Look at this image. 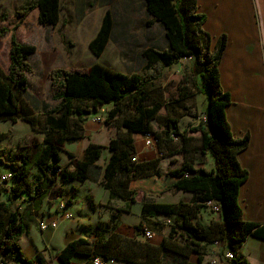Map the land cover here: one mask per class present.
Listing matches in <instances>:
<instances>
[{
  "label": "trees",
  "instance_id": "16d2710c",
  "mask_svg": "<svg viewBox=\"0 0 264 264\" xmlns=\"http://www.w3.org/2000/svg\"><path fill=\"white\" fill-rule=\"evenodd\" d=\"M145 11L149 15L146 25L159 23L164 30L167 45L164 49L146 47L141 51L144 64L131 73H121L103 64L93 63L85 70L52 69L48 77L56 92L52 95L56 104L43 111L44 128L41 143L35 144V155L30 152H18L9 156L4 166L12 174L13 182L9 187L10 197L26 194L37 199L45 198L50 192L55 178L63 180L84 181L89 173L97 171L96 162L101 156L104 146L89 142L84 150L82 159H77L68 153L69 165L60 166V151L64 143H74L83 138V124L92 111L98 107L111 104L107 113V123L125 105L133 110L132 118L121 120L124 132H118L115 138L108 142L110 156L103 168L101 185L109 192L111 199L117 198L126 204L133 203L134 193L141 191L148 194H158L165 191L189 192L194 196L196 209L190 212L189 204L183 201L177 203L142 202L140 214L151 217L155 214L173 215L175 224L167 237L158 245L144 244L146 249L136 258L130 253L127 258L115 255V244L97 241L90 244L87 239L77 238L69 241L58 252L60 264H71L74 254H87L89 259L84 264H90L93 247H103L101 258L121 259L135 264H161L162 252H175L172 241L174 228L180 230L185 242L181 249L196 250V247L209 244L217 239H226L231 250L238 252L247 236L264 239V224L247 221L243 218L239 204V188L248 176L246 169L241 167L237 155L246 148L249 134L235 138L231 132L226 117V107L231 104V96L220 83L219 64L227 43V35L221 33L213 41L211 34L204 28L207 15L199 10L197 0H144ZM37 9V20L42 26H54L59 19L60 0H27L17 14L23 19L31 10ZM3 15V14H2ZM112 30V16L105 11L99 29L88 43L91 53L98 57L104 50ZM4 29L0 30V35ZM35 46L21 43L11 36L9 48V65L7 73L0 71V121L15 122L17 118L27 121L36 131L34 112L21 115L17 96L28 89L27 74L31 72L29 57L35 52ZM183 58L193 60V73L201 78V86L194 87L205 94L207 101L204 110V122H200L192 131L200 133V153L209 152L214 158V168L209 172L194 174L190 162L172 170L160 172L158 160L132 161L135 146L132 134L153 133L156 139L158 153L162 157L178 154L174 144L179 140H188L183 132L173 127H166L160 133L152 131V121L158 117L161 104L154 101L146 106L150 99L149 91L154 82L160 79L164 68L171 67ZM2 135V133L0 134ZM186 140V141H187ZM3 154L0 149V155ZM3 162V159L0 158ZM35 168L40 176L34 182L29 180L30 171ZM59 168L57 175H51L50 170ZM188 172V174H187ZM6 189L0 186V260L3 263L16 264H46L41 254L36 259L21 257L19 240L25 231L22 216L11 206L10 202L1 199ZM207 201H217L221 205V221L204 224L199 210ZM117 214L128 212V208H115ZM115 217V216H114ZM195 218V222L192 218ZM99 242V243H98ZM138 243V242H137ZM202 244V245H201ZM128 246H130L128 244ZM152 250L154 255L148 251ZM132 256V258H131ZM160 256V257H159ZM100 257V256H99ZM239 258V257H238ZM184 264H201L184 262ZM237 264H247L239 258Z\"/></svg>",
  "mask_w": 264,
  "mask_h": 264
},
{
  "label": "crops",
  "instance_id": "0c3cea01",
  "mask_svg": "<svg viewBox=\"0 0 264 264\" xmlns=\"http://www.w3.org/2000/svg\"><path fill=\"white\" fill-rule=\"evenodd\" d=\"M26 1L22 0L20 4ZM65 2V6H81V9H83V6L91 4L92 0H65ZM243 2L246 6H243L241 0H234L233 3L236 6H227L226 9H223V6L215 4L219 11V17H224H220L223 21L221 24L213 23V25H209L210 22L207 16L204 28L211 34L213 41L221 33L227 35V43L219 64L221 86L231 96V104L225 109L226 117L235 138H241L246 133L249 134L246 148L237 155L241 167L248 172L247 179L239 188V204L245 220L264 224V0H253L252 6H247V4L249 5V0H243ZM197 3L199 10L202 11V6H205L203 0H197ZM96 4V6H103L102 10L97 8L101 12V17H103L105 11H110L112 28L118 24L117 19L122 21L119 22L120 26L130 24L131 0H97ZM142 5L145 10L144 0H142ZM111 6L114 8H110ZM205 7L208 8V6ZM144 13L147 19H149L147 12ZM225 23L228 24L226 25ZM109 41L110 37L103 52L98 57L104 54ZM140 57L142 58L141 55ZM186 59L190 58L181 59L180 61ZM112 61L114 66L121 67V69L113 70L121 73L137 71L144 64L143 58L142 62L140 61L139 63L135 61L134 64H131V60L124 62L121 60L118 52L113 55ZM91 117H94L92 112L84 120L83 138L74 143H64L63 150L60 151L58 164L60 166L69 165V169H71L72 166L69 164L70 158L67 154L71 153L75 158L82 159L86 146L89 142H92L104 146L101 156L95 164L96 168L99 169L90 172L89 177L82 182L76 180L65 181L60 176H57L50 192L45 198L37 199L32 197L30 198L31 201H24L21 206L24 209L21 216L25 224V231L21 234L19 240L21 257L24 259L34 260L36 259V254H41L46 264H60L57 254L69 241L84 238L93 245L97 241L102 242L104 239L102 238L103 233L99 229V221H106L110 218L108 212L102 214L107 204L115 208H128L129 212H122L119 216L113 217L111 223H114L113 221L118 222L117 227L115 226L117 231L123 232V230L130 228L134 220L125 215L132 213L133 205L137 203L138 193L142 197L147 198L144 199L147 202L177 203L183 201L188 203L185 197L189 195V192L183 191H175L178 194L175 199H169L170 197L166 196L170 191L165 192V199L161 200L158 197L149 196L138 191L134 193L135 201L133 203L126 204L121 199H111L109 192L101 185V181L103 168L110 156V151L107 149L108 142L111 138H115L120 131H117L116 127L112 124L106 123L102 125L99 122L93 121ZM31 131L33 130L31 129ZM121 132H124V130ZM38 134H40L39 143H41L43 134ZM132 138L135 146L134 158L136 161L143 162L156 159L157 153L155 150L143 145L141 133L132 134ZM34 155L35 149L31 152V156ZM200 155L205 157L203 159L204 162L206 160V163L201 165L198 161L193 162L192 160L193 163L191 162V165L194 174L209 172L214 168V158L209 152L200 153ZM174 157L179 158L178 154L166 158L172 159ZM163 159L161 158L159 161V170L162 173L172 169L171 167H167L163 171L160 167V162L162 163ZM176 162L178 163V161ZM183 162L184 156L182 155L180 164ZM0 165V173H4L3 168L6 170V167L1 163ZM2 187L4 186L2 185ZM56 188L59 191H56ZM52 190H54L53 195H51L53 198L50 200L53 204L50 205L47 203V200L51 198L50 194ZM179 193H182L184 196L181 197ZM153 197L155 200H150ZM2 200L10 202L13 208L12 200H8L5 197ZM61 202L65 203L66 210L67 208L74 207V213H67L75 218H73L74 220L71 224L58 227L60 222L66 221L62 218L61 212L57 208ZM138 204L141 209L142 203L139 202ZM160 215H163V219L159 218ZM216 216L215 221H221L222 213ZM146 218L155 222L161 221L160 231H151L153 238L150 240V244L158 246L163 238L168 236L171 226L175 223L174 216L155 214ZM39 220H43L45 223L54 221L56 222V227L47 226L44 229H40L37 225ZM201 221L204 224L210 223L204 216L201 217ZM174 232H177L173 233L177 236L181 234L177 228H174ZM142 237L143 235L141 234L138 239H142ZM204 251L205 254H200ZM237 255L240 259L245 260L247 264H264V239L251 235L247 236L239 248ZM211 256V246L206 244L202 247H196V250L166 251L165 254L163 251L161 254V264L195 263L199 257L201 258V264H207ZM88 259L89 255L87 254H74L71 257V264H84ZM113 261L112 263L107 261L106 264H135L134 262L127 263L121 259H113ZM9 264L16 263L11 262Z\"/></svg>",
  "mask_w": 264,
  "mask_h": 264
},
{
  "label": "rangeland",
  "instance_id": "374dc122",
  "mask_svg": "<svg viewBox=\"0 0 264 264\" xmlns=\"http://www.w3.org/2000/svg\"><path fill=\"white\" fill-rule=\"evenodd\" d=\"M96 1L97 0H92L91 4H87V6H83V9H81V6H65V0H61L62 6L58 24L55 26H42L37 20V9L31 10L22 19L16 13L24 4H20L22 0H0V30L4 29V32L0 35V71L3 74L7 73L11 36H14L15 39L21 43L34 45L36 48L35 52L29 57L32 70L27 74L29 83L28 89L25 93L17 96L21 115L29 114V110L34 112L36 131L30 128V124L21 118H17L15 122L9 120L0 121V134L2 133V135H0V149H2L4 153L0 155V158L3 159V162L0 160L2 165L8 162L9 156H15L18 152L27 151L31 153L34 149V145L39 143L40 134L38 133H40V129L44 128L45 123L43 111L56 104V101L52 98L56 90L51 87L48 77L52 69L85 70L93 63L104 64L112 69H121V67H116L112 64V58L116 52L119 53L121 60L124 62L131 60V64H134L135 61L138 63L140 61L142 62L140 55L144 48L148 46H152L156 49L166 48L167 42L164 37L162 26L159 23H153L147 26L146 21L148 19L144 13L146 11L142 5V0H131L130 24L120 26L119 22L122 21L117 19L118 24L112 28L110 41L104 54L100 57H95L89 50L88 43L99 29L102 20L101 12L97 10V8L101 9L103 6H96ZM233 1L234 0H203V3L205 6H208V8L202 6V12L204 11L208 16L209 25H213V23L221 24L223 20H221L220 17H224H219L217 6H223V9H226L227 6H236ZM241 2L243 6H246L243 0H241ZM252 2L253 0H249V5L247 4V6H252ZM215 4L218 5L215 6ZM110 8L113 9L114 7L111 6ZM225 24L227 25L228 23ZM192 77L195 78L196 85L201 86V78L197 73H193L192 59H186L173 64L169 68H165L160 79L154 82L153 88L149 91L150 99L145 102L146 106L151 105L153 100L161 104L158 110V117L151 123L154 133H160L166 129V127H173V124H175L177 129L183 132L184 137H190V139H186L187 141L179 140L174 144V151L178 153L179 158L174 157L169 159L162 157L158 153L157 146L152 148L157 153L156 159L158 161H160L161 158H165L162 160V163L160 162V167L163 171L167 167H171L172 169L180 167L183 164H180L182 155L184 156L185 162L191 163L193 160V162L198 161L201 165L206 163V160L204 162L205 157L199 153L201 135L199 132H193L192 130L200 122H204L205 118L203 113L207 101L205 94L194 87L191 81ZM111 106V104H106L98 107L95 113L92 111L93 116L98 117L100 119L99 123L102 125L107 123V113ZM132 116V108L121 105L119 113L109 120L108 123L112 124L116 127L117 131L121 132L124 130L120 125L121 120L124 118H132ZM176 161H178V163ZM3 170L6 172L8 168H6V170L3 168ZM163 173H165V171ZM39 177L37 171L33 168L28 178L31 182H34ZM12 184L13 182L10 180L4 182L0 181V186L3 185V188L6 189V192L3 193L4 195H1V199L5 197L8 200H12L13 209L21 215L24 211L21 207L24 201H31L30 198L32 197L26 194H21L19 197H10L8 189ZM54 190H52L50 197L53 195ZM57 190L59 191L58 188H56V191ZM165 192L145 194L158 197V199L161 200L165 199ZM179 194L181 197L184 196L182 193ZM177 195L175 191L172 192L171 190L166 196H169V199H175ZM154 197L150 200H155ZM52 198L53 196L47 200V203L50 205L53 204L50 200ZM185 198V200L188 201L190 212L193 214L196 209L194 196L189 193ZM144 199L147 198L144 196L142 197L139 193L137 194V203L133 205L132 213L125 215L128 216V218H132L134 223L130 228L123 230V232L115 229L118 222L113 221L114 223H111V219H113L114 216H119L115 211V207L107 204L105 205L104 211H102V214L108 212L110 216L106 221H99V229L100 232L103 233L102 238L106 242H112L115 246L117 245L114 250L116 253L115 255L123 257L124 259L127 258L130 253H133L135 258L143 254L145 251L144 249L147 248L144 244H150L151 239H146L145 237L138 239V237L141 236L142 228L146 227L154 232L160 231L161 221L155 222L141 216L138 203H142ZM66 212L70 214L71 212L74 213V207L67 208ZM213 213L214 212L207 206H202L199 210L200 216H204V218L208 219L210 222L215 221L217 218L216 215H220L222 210L219 213ZM73 218L75 217L72 216L69 220L60 222L58 227L71 224L74 220ZM159 218L163 219V215H160ZM192 220L195 222L194 217ZM172 235L174 239H171L176 243V246H173V248L175 250L184 251V249H181L185 241L184 237L181 234L178 236L176 234ZM128 244L130 246H128ZM97 250H100L102 253L103 247H93L91 255L101 257ZM148 252L150 255H154L152 250ZM165 253L166 252H164V254ZM200 254H205V251ZM113 262L115 263V261Z\"/></svg>",
  "mask_w": 264,
  "mask_h": 264
},
{
  "label": "built area",
  "instance_id": "2783aa9c",
  "mask_svg": "<svg viewBox=\"0 0 264 264\" xmlns=\"http://www.w3.org/2000/svg\"><path fill=\"white\" fill-rule=\"evenodd\" d=\"M92 120L95 122H100V119L98 117H92ZM141 135H142V142L145 147L153 148L156 146V139L153 133L144 132V133H141ZM132 161H135L134 157L132 158ZM59 172H60L59 168L50 170L51 175H57L59 174ZM12 179H13V174L9 169L4 173H0L1 182L7 181V180L11 181ZM205 206L209 207L210 210L214 213H219L221 211V205L217 201H207L205 203ZM57 208H58V211L61 212L62 218L64 220H69L71 218L70 214L66 212V206L64 202H61ZM37 225L40 229H44L47 226L54 228L56 227V222L52 221L49 223H45L43 220H39ZM141 234L146 239L153 238V233L145 227L141 229ZM209 245L211 246L212 256L209 259L207 264H237V262L239 261L237 253L230 249L226 239L214 240L210 242ZM107 261L112 262L113 259L105 260L99 256H96V257H92L89 260V263L90 264H106ZM0 264H9V262L8 263L0 262ZM33 264H36V262H34Z\"/></svg>",
  "mask_w": 264,
  "mask_h": 264
}]
</instances>
